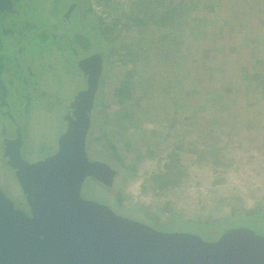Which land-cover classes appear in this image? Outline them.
Returning <instances> with one entry per match:
<instances>
[{"label":"rangeland","instance_id":"obj_1","mask_svg":"<svg viewBox=\"0 0 264 264\" xmlns=\"http://www.w3.org/2000/svg\"><path fill=\"white\" fill-rule=\"evenodd\" d=\"M74 1L12 0L14 13L0 18L1 66L20 53L48 77L49 90L36 94L27 116L34 120L19 119L30 126L24 149L31 155L51 151L64 129L54 111L74 86L60 69H70L71 76L79 70L71 43L62 37L70 36L68 24L57 19ZM191 1L196 5L189 13L181 8L170 28L153 26L150 19L131 23L125 16L133 13L132 0L80 1L91 10L83 21L89 42L83 55H100L103 70L86 156L116 172L111 187L84 180L80 194L162 233H188L210 242L231 223L230 228L246 227L264 237V80L239 72L246 64L262 70L264 78V0ZM99 24L101 29L112 24L110 32L98 34ZM227 78L233 87L223 94ZM126 79L134 82L133 94L121 105L115 90ZM5 83L2 77L10 94ZM123 113H132L137 125L122 120ZM108 142L123 164L113 160ZM172 155L171 176L155 183L158 175L167 176ZM4 169L0 160V187L18 202L13 178ZM241 217L257 228L234 222Z\"/></svg>","mask_w":264,"mask_h":264},{"label":"water","instance_id":"obj_2","mask_svg":"<svg viewBox=\"0 0 264 264\" xmlns=\"http://www.w3.org/2000/svg\"><path fill=\"white\" fill-rule=\"evenodd\" d=\"M5 10L11 0H0ZM95 85L75 96L74 116L56 154L29 164L16 149L8 162L30 217L0 192V264H264V237L249 228L226 229L206 242L156 231L81 197L86 178L109 188L115 177L106 163L88 160L84 148Z\"/></svg>","mask_w":264,"mask_h":264},{"label":"flooded vegetation","instance_id":"obj_3","mask_svg":"<svg viewBox=\"0 0 264 264\" xmlns=\"http://www.w3.org/2000/svg\"><path fill=\"white\" fill-rule=\"evenodd\" d=\"M80 1L81 0H77V2L74 1L73 3H70V5L67 6L65 12L60 15L59 19H57V21H59L60 24L62 23L64 26L68 24L67 28L70 32V36H67L66 33H62V37L65 38V43H67L68 45H70L71 43L72 52H74L75 59H77L76 67L79 70L77 76H71L69 72L70 69H60L63 80H65L66 83L73 85L74 87L76 84H78L79 86H81V89L78 88L73 91V87L70 95H67L68 98L65 103L54 111V114L56 115L57 119L64 125V129L57 138L54 146L51 148V151L44 152V149H39L38 151L36 150L37 153L33 155L26 153L24 148H26V143L29 140L28 136L31 133V129L30 126H22V123H19V119L21 117H26L28 119V122L30 120L31 122L34 120L33 116H31V118L27 116L30 110H32L36 94L39 91L49 90V85L47 82L48 77L46 76L45 72L42 71L40 68H35L33 66V63L28 60L29 58L22 60L20 53H13L10 56V65L8 64V66L3 67L0 64V160L3 166L5 167L4 170L11 174L16 190L18 191V197L20 200L18 202H14V199L6 195L2 191L1 187L0 192L13 203L15 209L24 212L29 217L30 207L27 205L23 190L16 176L14 175L13 169L8 164V162H13L15 153L17 151L16 149H19V153L23 161L29 164L42 161L56 154L59 150L58 147L60 146L61 141L64 139L65 134L67 133L69 120L73 119L74 116L72 113L71 104L75 96L81 92H84L89 86H94L96 82L93 97V107L91 109L92 112L95 107V102L99 93V87L101 85V79L103 75V70L101 68V56L97 55L96 57L83 55V53L87 51L89 47V42L83 25V21L87 12L86 10H84V8L80 7ZM12 13H14V6L11 0V10L0 11V18L4 14ZM71 18L74 21V24L70 22ZM23 28L19 29L21 31H25ZM77 28H81L82 33L76 32ZM79 38L85 39L87 47L82 46L79 43ZM59 50V48L55 47L54 52H59V54L63 53ZM0 59H2L1 55ZM2 77L6 81L5 87L10 91V94H7L4 91ZM84 106V101L79 104L80 111L83 109ZM91 112L89 117L90 119ZM89 129L90 121L89 128L85 136V150H87V135L89 133ZM85 180L100 184L92 178H86ZM82 198L86 200H91L86 197Z\"/></svg>","mask_w":264,"mask_h":264},{"label":"trees","instance_id":"obj_4","mask_svg":"<svg viewBox=\"0 0 264 264\" xmlns=\"http://www.w3.org/2000/svg\"><path fill=\"white\" fill-rule=\"evenodd\" d=\"M196 1L198 2L201 0H196ZM76 2H77V0H76ZM132 2H133V13L127 14L125 16L126 19L129 20L131 23L136 22L137 24H140V23L143 24V21L145 19H150V23L153 24V26L169 27V28L172 27L173 23L177 21L176 17L179 14L178 11L181 8H184L186 10V13H189L191 11L192 6L196 5L191 0L190 1L189 0H179V1L178 0H132ZM86 12L91 13V10L87 9ZM111 27H112V24L101 29L100 24H99L98 28H97L98 34L106 35V33L110 32ZM78 41L82 46L87 47V43L85 42V39L79 38ZM167 43L170 44V42H167ZM206 51L208 52V50H206ZM125 55H126V57H129V58H136V55H133L130 52H126ZM123 64H125V62ZM219 68L221 69V67L215 66L214 70H220ZM261 71L262 70L256 69V67H253V66L250 67V65H246V64H242L240 66V70H239L240 73H243L244 77H245V73H251V75L254 78L256 77L258 79L264 80ZM263 72H264V70H263ZM212 78H213V76H211V79ZM223 82H225V84L227 85V89L225 90V92H223V94H225V93H228L226 91L230 90V87L232 90L233 85H232V80L230 78L223 80ZM215 83H216L215 85L219 84L218 82H215ZM184 86H188V85H183V87ZM173 87H174V84H173ZM133 88H134V82H132L131 80L126 79L120 83L119 87L115 90V96L117 97V99H119V101H118L119 104L123 105L125 103V101L131 97V95L133 94ZM147 89H148V87H147ZM189 93L186 92L184 95H189ZM222 98L223 97L220 95L219 99L221 101L215 102V104H214L215 110L217 109V107L219 105H221L220 103L223 101ZM122 120L129 123V125L131 127H133V125L134 126L137 125L136 123L139 122L138 120L133 118L132 113H123ZM171 124H174V120L171 122ZM245 125H247V124H243V126H245ZM106 147L108 148L109 152L111 153L110 155L113 157V160L115 162L117 161L119 164H123L120 157L116 153V148L109 142L107 143ZM209 150H210L209 152H213L214 146L211 147ZM197 155H198V157H200V154H197ZM145 157H147V156H145ZM211 157H212V161H216L219 158V156H215V153H213V155ZM173 167H176V156L175 155L170 156L169 163L165 164V168H167V171H168L167 176L165 177V174L160 175V176L158 175L157 177L154 178V182L156 183L159 179H162L163 177L166 178L165 179V181H166L171 176V170ZM135 168H136V165H132L131 171L134 172ZM157 184H158V182H157ZM244 217H247V216H244ZM244 217L238 218L237 220H234V222H236V223L242 222L241 224H247L253 228H257V227H254L252 223L248 222V219H244ZM236 223H233V224L235 225ZM229 224H231V223H228L226 226L221 228L220 231L223 232V231H225V229L233 226V225H229ZM261 224H264V223L261 222Z\"/></svg>","mask_w":264,"mask_h":264}]
</instances>
